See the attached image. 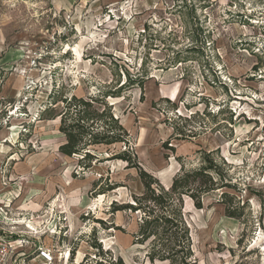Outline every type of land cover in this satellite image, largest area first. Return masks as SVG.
Wrapping results in <instances>:
<instances>
[{"label": "rangeland", "instance_id": "374dc122", "mask_svg": "<svg viewBox=\"0 0 264 264\" xmlns=\"http://www.w3.org/2000/svg\"><path fill=\"white\" fill-rule=\"evenodd\" d=\"M100 91L164 187L205 158L232 187L186 199L191 264H264V0H0L2 239L67 264H169L133 245L139 214H112L143 194L139 172L59 153L63 100ZM101 178L119 188L94 195Z\"/></svg>", "mask_w": 264, "mask_h": 264}, {"label": "trees", "instance_id": "16d2710c", "mask_svg": "<svg viewBox=\"0 0 264 264\" xmlns=\"http://www.w3.org/2000/svg\"><path fill=\"white\" fill-rule=\"evenodd\" d=\"M116 92L111 94L100 91L96 95L72 96L63 100L59 132L66 141L59 147V153L68 158H80L79 166L84 171L112 161L126 163L127 169H136L144 188L143 194L132 197L134 204L118 206L113 203L112 214L128 211L140 215L139 230L134 235L133 245L145 247V258L151 263L191 264L193 251L190 229L185 220L186 199H190L194 207L201 210L206 196L232 187L225 183V177L218 172L214 160L206 161V158L200 168L176 176L170 188L164 187L152 175L140 169L131 136L116 117L114 106L106 101L108 97H115ZM187 137L190 136L184 135L179 139L186 140ZM100 148L105 149L108 156H104ZM102 180L93 184L92 192L96 196L107 195L119 188L116 184L103 187ZM232 199L228 193L223 192L220 204L226 206L228 217L239 219L240 215L227 206ZM96 223L105 227L101 220ZM111 229L120 230L114 225L107 228ZM91 247L98 250L100 256L104 255L101 244L93 242ZM109 253L106 251V254ZM116 264L124 263L119 258Z\"/></svg>", "mask_w": 264, "mask_h": 264}, {"label": "built area", "instance_id": "2783aa9c", "mask_svg": "<svg viewBox=\"0 0 264 264\" xmlns=\"http://www.w3.org/2000/svg\"><path fill=\"white\" fill-rule=\"evenodd\" d=\"M62 228H57L53 233L60 237ZM0 235V264H67V257L53 246L34 245L31 242L15 241L6 242ZM58 244V242H57ZM27 248L31 253H27ZM59 253V256H57ZM34 255L32 258L30 256ZM16 256V257H15ZM15 257V258H14Z\"/></svg>", "mask_w": 264, "mask_h": 264}, {"label": "bare ground", "instance_id": "6f19581e", "mask_svg": "<svg viewBox=\"0 0 264 264\" xmlns=\"http://www.w3.org/2000/svg\"><path fill=\"white\" fill-rule=\"evenodd\" d=\"M103 196H101L100 198H102ZM102 200V199H101Z\"/></svg>", "mask_w": 264, "mask_h": 264}]
</instances>
